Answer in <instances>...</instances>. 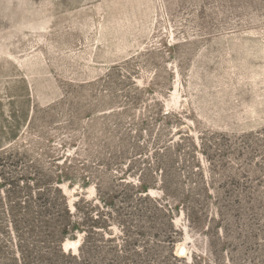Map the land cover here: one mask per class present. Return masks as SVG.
<instances>
[{
  "label": "rangeland",
  "instance_id": "obj_1",
  "mask_svg": "<svg viewBox=\"0 0 264 264\" xmlns=\"http://www.w3.org/2000/svg\"><path fill=\"white\" fill-rule=\"evenodd\" d=\"M51 183L59 264H264V0H0V264Z\"/></svg>",
  "mask_w": 264,
  "mask_h": 264
},
{
  "label": "trees",
  "instance_id": "obj_2",
  "mask_svg": "<svg viewBox=\"0 0 264 264\" xmlns=\"http://www.w3.org/2000/svg\"><path fill=\"white\" fill-rule=\"evenodd\" d=\"M28 187L22 186L20 190L11 191L7 197L9 202H4L3 206L9 216L8 226L11 225L14 230L12 242L19 252V257L14 259L18 260L19 264H31L36 255L42 256L39 245L49 243L50 254L56 255L53 262L59 264V257L65 256L60 244L61 238L73 228L69 222L72 216L66 197L54 183L50 184L51 189L48 192L44 189L29 191ZM72 257L79 261L78 263L83 261L80 255Z\"/></svg>",
  "mask_w": 264,
  "mask_h": 264
},
{
  "label": "bare ground",
  "instance_id": "obj_3",
  "mask_svg": "<svg viewBox=\"0 0 264 264\" xmlns=\"http://www.w3.org/2000/svg\"><path fill=\"white\" fill-rule=\"evenodd\" d=\"M69 244V243H68ZM73 245L79 246V241L73 242Z\"/></svg>",
  "mask_w": 264,
  "mask_h": 264
}]
</instances>
